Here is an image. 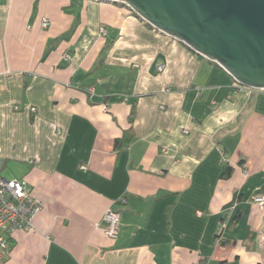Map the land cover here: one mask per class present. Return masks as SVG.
Segmentation results:
<instances>
[{
  "label": "crops",
  "instance_id": "obj_1",
  "mask_svg": "<svg viewBox=\"0 0 264 264\" xmlns=\"http://www.w3.org/2000/svg\"><path fill=\"white\" fill-rule=\"evenodd\" d=\"M0 177L42 202L3 264H264V90L124 3L0 0Z\"/></svg>",
  "mask_w": 264,
  "mask_h": 264
},
{
  "label": "water",
  "instance_id": "obj_2",
  "mask_svg": "<svg viewBox=\"0 0 264 264\" xmlns=\"http://www.w3.org/2000/svg\"><path fill=\"white\" fill-rule=\"evenodd\" d=\"M107 1L124 3L241 86L264 90V0Z\"/></svg>",
  "mask_w": 264,
  "mask_h": 264
},
{
  "label": "built area",
  "instance_id": "obj_3",
  "mask_svg": "<svg viewBox=\"0 0 264 264\" xmlns=\"http://www.w3.org/2000/svg\"><path fill=\"white\" fill-rule=\"evenodd\" d=\"M49 24L48 19L42 23L44 27ZM102 32L106 33V29L102 28ZM163 68V65L157 67L159 71ZM82 168L87 167L83 165ZM122 200L127 202L126 198ZM253 200L264 205V194L255 195ZM41 207L42 202L31 195L26 181L0 177V264L7 259L10 239L21 229H32L33 218ZM120 224V212L109 209L103 217V229L107 236L117 238Z\"/></svg>",
  "mask_w": 264,
  "mask_h": 264
},
{
  "label": "trees",
  "instance_id": "obj_4",
  "mask_svg": "<svg viewBox=\"0 0 264 264\" xmlns=\"http://www.w3.org/2000/svg\"><path fill=\"white\" fill-rule=\"evenodd\" d=\"M89 90H90V88H89ZM133 113H134V111H133ZM133 116H131V121H133ZM117 142H118V140H117ZM230 171H231V168L229 167L227 170H226V172H225V175H228V174H230ZM14 237V236H13ZM13 237L10 239V241H9V248H10V246H11V244H12V239H13ZM218 264H226V262L225 261H221V262H219Z\"/></svg>",
  "mask_w": 264,
  "mask_h": 264
}]
</instances>
